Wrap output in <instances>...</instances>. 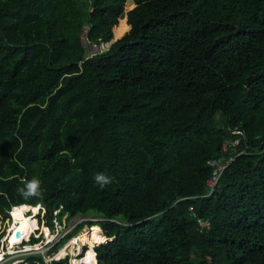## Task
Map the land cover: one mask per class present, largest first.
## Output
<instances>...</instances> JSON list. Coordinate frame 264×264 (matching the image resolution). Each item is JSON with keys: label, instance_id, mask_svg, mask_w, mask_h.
Here are the masks:
<instances>
[{"label": "trees", "instance_id": "16d2710c", "mask_svg": "<svg viewBox=\"0 0 264 264\" xmlns=\"http://www.w3.org/2000/svg\"><path fill=\"white\" fill-rule=\"evenodd\" d=\"M40 204L93 264H264V0H0V244Z\"/></svg>", "mask_w": 264, "mask_h": 264}, {"label": "built area", "instance_id": "2783aa9c", "mask_svg": "<svg viewBox=\"0 0 264 264\" xmlns=\"http://www.w3.org/2000/svg\"><path fill=\"white\" fill-rule=\"evenodd\" d=\"M85 35L86 36H84L85 37L84 43L86 45H88V49H89V48H91V46H94V44H91L88 41L87 32L85 33ZM100 51H101V48H100ZM89 52H90V55H87L86 58H90L96 54V52L93 53L92 50ZM227 148L228 147L225 144L224 149L227 150ZM235 158H236V156H230L229 158L221 156L219 158H213V159H210L208 161V165L213 169L211 177L207 180V185H208V188L210 190V193L214 192V190L216 189L218 182H219L221 176L223 175L224 171L235 160ZM19 206H23V205H19ZM19 206H13L11 211H10L11 224L7 228L6 234H5L3 240L0 244V254L3 257L0 260V264H26L28 262H37L38 263V261H35V260L29 261L30 256H41L43 258L44 264L60 263L61 261L65 260V259L68 260L67 264H72V260H75V259L81 260L83 257H85L86 252L89 250V247L88 248H81V245L75 241L77 234L79 232H77L75 235H73L71 237H68V235L70 233L74 232L76 230V228L80 225L85 226L90 221L97 222L101 219L93 220L92 217L89 218L87 216H82V215H76V216L71 217V218L68 216V214H64L61 216V212H60L61 209H58V210L53 212L54 217L52 219H49L46 216L47 220L51 221L48 224L50 227H47V229L49 231L51 230L50 228H52L53 230H56V232L54 234H52L53 236H55V234L58 233L57 231H59L60 229L64 228V230H65V231L63 230L64 232H63L62 236H60L58 241L53 246L52 245L49 246V242L47 244H45L44 240L32 235L34 232H36L38 230V228L36 230H34L33 232H30L25 238H23V240L21 242L15 243L12 245L10 242L11 237H12L11 232L14 233V221H15V218L13 216V212ZM37 207H40V210H42V213H44L45 215L47 214L45 208L42 207L41 204L38 205ZM25 215L27 217H34L33 215H28L27 212H25ZM74 219H76V223L70 227H66L68 222H70ZM199 224L202 227H209L210 226V222L208 220H201L200 219ZM32 237L38 239V241L32 242ZM63 240H64L63 245L59 249L54 250V247L58 243L62 242ZM42 243H44L43 245L47 248L45 251H40L39 249H37V247L39 245H41ZM68 244H71V246L74 250V253H75V255L73 257H71V259H69V256H70L69 253H66L63 257L59 256L61 250L63 248H65L64 246H67ZM11 246L15 247L13 251H10ZM15 252H17V253H15ZM95 252H96V247H95ZM14 255H16V256H14ZM96 256H98L97 252H96ZM10 257H12V258H10ZM80 264H86V263H80Z\"/></svg>", "mask_w": 264, "mask_h": 264}, {"label": "bare ground", "instance_id": "6f19581e", "mask_svg": "<svg viewBox=\"0 0 264 264\" xmlns=\"http://www.w3.org/2000/svg\"><path fill=\"white\" fill-rule=\"evenodd\" d=\"M39 209L40 207H37V206L34 207L32 209L33 213L37 214ZM25 212H26L25 205L19 206L13 212L15 221H14V233L11 232L12 237H11L10 242L12 245L15 243L21 242L23 238H25L30 232H33L34 230L38 228L37 219L34 220V217H27L25 215ZM43 231L48 234L47 228H44ZM110 240H112V238H109L108 236L105 235L102 229V226L100 225H93L91 227H85L80 232L78 237H76L75 239V241H81L82 243L89 244L90 246H97L99 244L106 243L107 241H110ZM10 248L14 249L15 247L11 246ZM65 254H66V250L62 249L59 256H64ZM1 259H2V255L0 254V260ZM80 263L93 264V262L89 258H82L81 260L80 259L72 260V264H80Z\"/></svg>", "mask_w": 264, "mask_h": 264}, {"label": "rangeland", "instance_id": "374dc122", "mask_svg": "<svg viewBox=\"0 0 264 264\" xmlns=\"http://www.w3.org/2000/svg\"><path fill=\"white\" fill-rule=\"evenodd\" d=\"M85 33L86 32H84V36H86L85 35ZM83 36V39L85 40V37ZM114 39H115V37H114ZM109 45H110V43L109 44H106L105 46H103V47H101V49H104V48H107V47H109ZM92 50V52L93 53H99L100 52V47L97 45H94V46H91V48H89L88 49V52H87V54H86V56L87 55H90V52L89 51H91ZM27 214L28 215H33L35 218H34V220L35 219H37V222H38V230L36 231V232H34L32 235H34L35 237H38V238H41L42 240H44V242H45V244H47L48 242H49V246L50 245H54L57 241H58V239L60 238V236H62V234H63V232L65 231L64 230V228L63 229H60L59 231H57L58 233L57 234H55V236H53L52 234H54L55 232H56V230H53L52 228H50L51 230L49 231L48 230V234L46 233V232H44L43 231V229L44 228H47V227H50L48 224H49V221L47 220V214L45 215L44 213H42V210H40L39 209V211H38V213L37 214H34L33 213V210H31V212H30V214H29V211H27ZM87 217H89L90 218V215L89 216H87ZM98 219H100V218H93V220H98ZM76 223V219H74V220H72V221H70V222H68V224L66 225V227H70V226H72V225H74ZM100 226H101V224H99ZM58 227V226H57ZM85 227H91V226H89L88 224L87 225H85L84 227H83V229L85 228ZM42 228V229H41ZM59 229V228H58ZM82 229V230H83ZM64 230V231H63ZM81 230V231H82ZM42 231V232H41ZM80 231V232H81ZM103 231H104V229H103ZM80 232L77 234V237H78V235L80 234ZM104 233H105V231H104ZM105 235L106 236H108L106 233H105ZM51 236V237H50ZM76 242H79V244L81 245V248H88V247H90L89 246V244H86V243H82L81 241H76ZM108 242V241H107ZM44 243H42L41 245H39L38 247H37V249H39L40 251H45L47 248L43 245ZM100 245V244H99ZM99 245H97V246H99ZM96 246V247H97ZM65 248H63V249H65L66 250V253H69V259H71V257H73L74 255H75V253H74V250H73V248H72V246H71V244H68L67 246H64ZM8 248V247H7ZM68 248V249H67ZM14 249H10V251H13ZM21 250V249H20ZM70 251V252H69ZM15 253H17V252H15ZM72 253V254H71ZM14 256H16V255H14ZM63 257V256H62ZM3 258V257H2ZM10 258H12V257H10ZM84 258V257H83ZM9 259V258H8ZM71 262V261H70Z\"/></svg>", "mask_w": 264, "mask_h": 264}, {"label": "clouds", "instance_id": "9594fccd", "mask_svg": "<svg viewBox=\"0 0 264 264\" xmlns=\"http://www.w3.org/2000/svg\"><path fill=\"white\" fill-rule=\"evenodd\" d=\"M94 179H95V182L101 188H104V187H106L112 183V178L110 176L103 174V173H97L95 175ZM40 184H41V181L38 179H35V178L28 181L25 184L24 188L19 190L20 195L25 199H28L30 197H38V196L42 195V193L40 191Z\"/></svg>", "mask_w": 264, "mask_h": 264}, {"label": "water", "instance_id": "95a60500", "mask_svg": "<svg viewBox=\"0 0 264 264\" xmlns=\"http://www.w3.org/2000/svg\"><path fill=\"white\" fill-rule=\"evenodd\" d=\"M84 1H89V0H84ZM18 234H19V232H18ZM97 263H98V256H97Z\"/></svg>", "mask_w": 264, "mask_h": 264}]
</instances>
